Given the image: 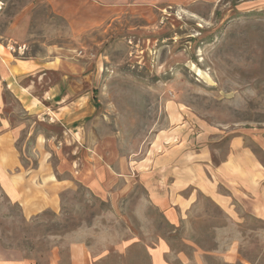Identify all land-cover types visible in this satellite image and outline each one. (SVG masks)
Here are the masks:
<instances>
[{"label":"rangeland","instance_id":"rangeland-1","mask_svg":"<svg viewBox=\"0 0 264 264\" xmlns=\"http://www.w3.org/2000/svg\"><path fill=\"white\" fill-rule=\"evenodd\" d=\"M75 243L264 264V0H0V264Z\"/></svg>","mask_w":264,"mask_h":264},{"label":"crops","instance_id":"crops-1","mask_svg":"<svg viewBox=\"0 0 264 264\" xmlns=\"http://www.w3.org/2000/svg\"><path fill=\"white\" fill-rule=\"evenodd\" d=\"M90 1H94L95 3H100V4H113V3H121L122 1L125 0H90ZM23 29V28H21ZM22 64H18L17 66H19L20 68H23V70H27V71H34L35 68H37L38 66L41 67V62H34L32 63L30 60L27 59H23V60H19ZM32 64H31V63ZM15 162V161H13ZM47 206V205H45ZM54 208V207H53ZM71 250V259H72V263L73 264H77L79 261L82 262H86V264H88V260H87V256H86V247L84 246V244H78L75 243L73 245H71L70 247ZM147 255L149 257V262L148 264H175L173 262H170L168 260L165 259L164 257V249L161 248L160 250H153L151 247L147 249ZM85 264V263H83Z\"/></svg>","mask_w":264,"mask_h":264}]
</instances>
